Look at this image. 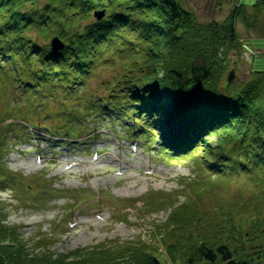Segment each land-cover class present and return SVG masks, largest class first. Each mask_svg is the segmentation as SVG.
<instances>
[{
  "label": "trees",
  "instance_id": "16d2710c",
  "mask_svg": "<svg viewBox=\"0 0 264 264\" xmlns=\"http://www.w3.org/2000/svg\"><path fill=\"white\" fill-rule=\"evenodd\" d=\"M242 6L202 23L182 0H0V190L21 192L27 180L31 201L45 193L71 197L69 214L80 191L52 187L46 172L10 170L5 155L30 136L29 127L59 143L83 144L100 136L106 119L133 122L161 156L189 159L195 172L182 179V190L143 196L138 212L170 207L147 240L66 252L48 248L57 222L50 234L37 231L34 249L43 248L32 251L20 226L5 223L0 199V264H163L160 247L171 264L264 261V71L253 70L241 87L228 80L240 52ZM54 36L66 43L59 52L51 50ZM166 100L181 130L174 141L160 120ZM239 176L252 186L243 183L232 195L231 179Z\"/></svg>",
  "mask_w": 264,
  "mask_h": 264
},
{
  "label": "rangeland",
  "instance_id": "374dc122",
  "mask_svg": "<svg viewBox=\"0 0 264 264\" xmlns=\"http://www.w3.org/2000/svg\"><path fill=\"white\" fill-rule=\"evenodd\" d=\"M257 1L182 0L183 6L202 23L222 21L234 7L243 5L245 15H242L248 19L241 15L236 20L240 52L234 54L230 61L234 87H241L253 70L264 71V7L259 4V7H254ZM163 105L166 106V114L160 120L174 141L181 130L174 122L168 100L163 101ZM99 131V137L84 144H61L56 139L49 140L51 137L45 134L41 137L27 136L11 146L5 155L10 170L25 176L46 172L43 178L50 179L47 181L52 187L80 191L79 203H75L67 214L64 213V204L71 201V197L45 193L46 197L40 202L31 201L29 197L33 194L26 191L27 180L21 183V192L10 188L0 190V199L5 202V223L20 226L22 238L32 251L38 239L37 231L50 234L53 222L60 224L48 244V248L55 252L107 240H147L154 226L166 220L170 207L138 212L143 196L155 190L175 193L182 190V179L195 178L189 159H165L157 151L159 145L141 137L140 127L131 121L119 125L106 119ZM231 181L232 195L243 183L252 186V180L245 176L232 177ZM102 193L100 200L91 204ZM15 196L21 197L22 201ZM178 197L181 201L184 199L183 194H178ZM41 248L37 247L34 252ZM160 250L161 262L171 264L162 247Z\"/></svg>",
  "mask_w": 264,
  "mask_h": 264
},
{
  "label": "water",
  "instance_id": "95a60500",
  "mask_svg": "<svg viewBox=\"0 0 264 264\" xmlns=\"http://www.w3.org/2000/svg\"><path fill=\"white\" fill-rule=\"evenodd\" d=\"M94 16L98 20L103 19L104 16H105V9L96 10L94 12ZM50 44H51V49L54 52L60 51V50L64 49L65 46H66L65 42L63 40H61L59 36L52 37L51 41H50ZM233 75H234V71L231 70L230 73H229V78H228L229 82L232 80Z\"/></svg>",
  "mask_w": 264,
  "mask_h": 264
}]
</instances>
